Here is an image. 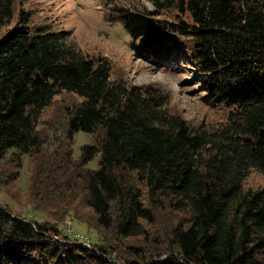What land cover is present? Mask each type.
Instances as JSON below:
<instances>
[{"label": "trees", "instance_id": "trees-1", "mask_svg": "<svg viewBox=\"0 0 264 264\" xmlns=\"http://www.w3.org/2000/svg\"><path fill=\"white\" fill-rule=\"evenodd\" d=\"M150 1L106 6L105 20L148 63L189 67L222 122L193 128L158 86L114 79L110 60L0 0L3 185L31 158L33 208L58 222L0 202V264H264V184L248 185L264 181V0ZM80 132L93 143L75 159ZM66 219L100 241L63 232Z\"/></svg>", "mask_w": 264, "mask_h": 264}, {"label": "rangeland", "instance_id": "rangeland-1", "mask_svg": "<svg viewBox=\"0 0 264 264\" xmlns=\"http://www.w3.org/2000/svg\"><path fill=\"white\" fill-rule=\"evenodd\" d=\"M109 5L130 9L143 7L155 9L150 0H18V11L24 9L32 12L37 25L70 33L73 44L85 54L110 60L115 69L114 79L126 80L132 85H155L161 88L163 95L169 99L168 106L172 112L181 114L193 128H198L203 123L215 125L225 120L227 113L224 109L212 106L202 98L204 93L201 91V84L196 82L189 67L174 64L167 70L159 69L138 57L131 50V40L124 29L119 24H111L105 20L103 13L107 9L105 7ZM72 97L74 96L66 95L62 99L58 98L57 103H70ZM57 111L56 107H50L45 112V118ZM74 140L72 145L74 157L79 159L82 146L92 144V138L91 135L80 132ZM98 160L99 157L90 164V167L97 168ZM11 162L7 160L0 164L2 182L0 202L10 206L16 215L31 222L48 220L52 225H58V222L52 219L54 217L44 216L33 208L30 184L33 167L31 158H24V167L19 169L16 179H10L7 185H3L9 174L7 169L12 171L14 169ZM263 184V177L257 172H254L248 181V185L253 187ZM75 207L85 215L93 217L91 212L84 208L82 201H74L73 208ZM58 212L60 208L53 209V214ZM59 227L72 237L81 234L92 241H100L96 233L91 232L86 224L79 221L72 222L66 219L59 222Z\"/></svg>", "mask_w": 264, "mask_h": 264}]
</instances>
